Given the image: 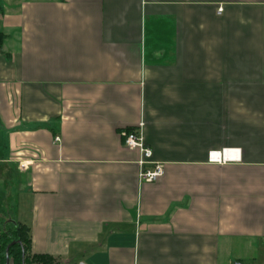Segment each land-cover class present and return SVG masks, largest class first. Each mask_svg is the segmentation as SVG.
Segmentation results:
<instances>
[{
	"label": "crops",
	"instance_id": "1",
	"mask_svg": "<svg viewBox=\"0 0 264 264\" xmlns=\"http://www.w3.org/2000/svg\"><path fill=\"white\" fill-rule=\"evenodd\" d=\"M0 9V167L33 254L264 264V0ZM139 129L164 166L152 183L123 145Z\"/></svg>",
	"mask_w": 264,
	"mask_h": 264
},
{
	"label": "trees",
	"instance_id": "2",
	"mask_svg": "<svg viewBox=\"0 0 264 264\" xmlns=\"http://www.w3.org/2000/svg\"><path fill=\"white\" fill-rule=\"evenodd\" d=\"M4 39L5 35L0 32V47ZM9 223L12 228L0 231V264H6V248L12 242L15 243L8 250L9 264H61L49 255L33 254L30 249L29 229L22 224Z\"/></svg>",
	"mask_w": 264,
	"mask_h": 264
},
{
	"label": "built area",
	"instance_id": "3",
	"mask_svg": "<svg viewBox=\"0 0 264 264\" xmlns=\"http://www.w3.org/2000/svg\"><path fill=\"white\" fill-rule=\"evenodd\" d=\"M123 145L129 150H137L139 153L138 160V180L140 183H152L157 181L164 175L163 164L152 160V151L148 148L143 140L141 130H131L123 134ZM232 154L233 157L230 155ZM235 151H224L220 153H211L209 155V161L219 162L221 159L229 157V159L235 158Z\"/></svg>",
	"mask_w": 264,
	"mask_h": 264
},
{
	"label": "rangeland",
	"instance_id": "4",
	"mask_svg": "<svg viewBox=\"0 0 264 264\" xmlns=\"http://www.w3.org/2000/svg\"><path fill=\"white\" fill-rule=\"evenodd\" d=\"M0 140V157L5 155L4 148L2 149L3 144ZM17 181H13L10 177H7L5 171L0 167V231H5L6 229L12 228V225L9 223L10 214H15V206L17 199ZM12 210V213H10ZM11 226V227H10ZM244 264H253L251 261H244Z\"/></svg>",
	"mask_w": 264,
	"mask_h": 264
},
{
	"label": "water",
	"instance_id": "5",
	"mask_svg": "<svg viewBox=\"0 0 264 264\" xmlns=\"http://www.w3.org/2000/svg\"><path fill=\"white\" fill-rule=\"evenodd\" d=\"M15 242H12L7 248H6V264H9V259H8V250L11 245H13Z\"/></svg>",
	"mask_w": 264,
	"mask_h": 264
}]
</instances>
